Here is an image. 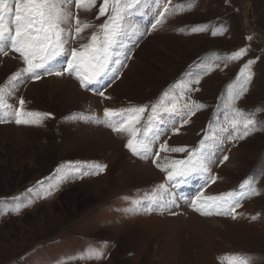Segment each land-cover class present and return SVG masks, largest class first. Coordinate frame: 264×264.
Returning <instances> with one entry per match:
<instances>
[{"label":"rangeland","instance_id":"obj_1","mask_svg":"<svg viewBox=\"0 0 264 264\" xmlns=\"http://www.w3.org/2000/svg\"><path fill=\"white\" fill-rule=\"evenodd\" d=\"M101 2L97 0L92 12H82L81 19L102 23L105 17L96 19ZM182 2L173 0L174 4ZM155 7L145 4L134 21L142 28L148 25ZM219 24L226 27L223 35L190 32L192 26ZM93 30H86V35ZM249 35L251 41L246 39ZM126 45L131 48V58L119 79L106 89L109 100L82 89L67 74L29 79L9 99L17 107L23 97L27 110L51 115L40 126L14 121L0 124V201H5L0 203V264H220L226 254H245L252 258L251 264H264V130L242 140L233 139L235 133L222 140L216 149L217 162L211 166V174L217 177L214 183L195 178L170 188L182 205L173 209L177 215H125L120 209L128 206L127 198L143 196L164 183L165 173L151 159L132 156L124 147L126 136L102 125L64 119L75 112L102 117L105 107L157 103L190 66L247 45L249 52L242 60H216L219 66L193 85L199 91L189 94L191 100L206 107L179 133L169 130L159 142L196 147L210 121L220 117L219 102L239 68L257 57L248 91L236 106L264 120V0H194L190 10L146 32L135 46L127 41ZM72 46L78 44L69 48ZM13 56L16 54L0 57V84L23 66ZM164 155L183 159L186 153ZM224 156L228 159L220 163ZM77 161L100 162L106 168L98 175L66 179L50 195L33 196L31 205L18 213L9 211L13 206L10 198L40 181L45 188L56 184L57 170ZM254 176L260 194L241 202L236 220L204 217L187 206L200 190L207 196L220 195L239 190L246 177ZM253 216L257 219L252 220ZM91 246L103 247L104 257L87 258Z\"/></svg>","mask_w":264,"mask_h":264},{"label":"snow or ice","instance_id":"obj_2","mask_svg":"<svg viewBox=\"0 0 264 264\" xmlns=\"http://www.w3.org/2000/svg\"><path fill=\"white\" fill-rule=\"evenodd\" d=\"M193 2L194 0H184L174 4L173 0H102L98 5L96 19H105L95 25L91 21L82 20L80 14L96 9L97 0H0V57L16 54L13 59L18 56L23 64L0 84V124L14 121L17 125L40 126L50 117L51 114L47 112L27 110L23 97L19 98L17 107L8 102L29 79L36 81L42 76L67 74L74 77L82 89L109 100L110 97L105 94L106 89L119 79V72L131 58V48L126 45V41L135 46L146 32L163 26L171 16L190 10ZM145 4H155L156 7L153 19L142 28L134 21V17ZM88 29L95 30L86 35ZM225 31L223 24L196 25L190 28V32H210L214 37L223 35ZM246 39L251 41L252 36L249 35ZM73 43L78 46L69 48ZM248 52L249 46L246 45L231 53L213 54L214 58L200 60L198 64L190 66L188 73L174 82L157 103L121 108L105 107L102 117L95 113L87 115L75 112L64 118L102 125L115 134L126 136L124 147L132 156L141 160L151 159L165 173L164 183L145 192L143 196L127 198L128 206L120 209L123 214L167 212L169 215H177L173 209L182 205L169 191L170 188L195 178H203L205 183H214L217 177L211 174V166L217 162L216 149L222 140L233 133V139L242 140L255 131L264 130V120L258 119L255 113L236 106V102L248 91L253 77L252 66L259 59L257 57L248 59L239 68L236 77L227 86L226 95L219 102L218 111L222 119L218 117L210 121L196 147H173L167 140L159 142L169 130L174 135L179 133L181 127L191 122V117L196 112L206 107L203 103L191 100L189 94L199 91L193 85H198L204 75L219 66L215 61H240ZM193 68L196 70L192 71ZM186 98L187 102H182ZM261 111L264 112V109ZM162 153H186V156L174 159L167 155L162 157ZM161 159L165 162L159 163ZM227 159L224 156L220 163ZM105 168L106 165L100 162H69L57 170L56 184H49L45 188L44 182L40 181L36 186L26 189L25 193L10 198L13 206L9 211L18 213L31 205L33 196H40L41 192L44 196L50 195L66 179L78 178L80 175H98ZM255 180V176L246 177L240 183L239 190L220 195L207 196L200 190L187 206L204 217L224 216L236 220L241 202L260 194L254 187ZM251 219L256 220L257 217L253 216ZM103 257V247L91 246L88 249L87 258L99 260ZM251 261L252 258L245 254H226V260H222L220 264H251Z\"/></svg>","mask_w":264,"mask_h":264},{"label":"bare ground","instance_id":"obj_3","mask_svg":"<svg viewBox=\"0 0 264 264\" xmlns=\"http://www.w3.org/2000/svg\"><path fill=\"white\" fill-rule=\"evenodd\" d=\"M56 86V85H55ZM216 223H218L219 227H222V222L221 221H217ZM224 228V226L222 227V229Z\"/></svg>","mask_w":264,"mask_h":264}]
</instances>
